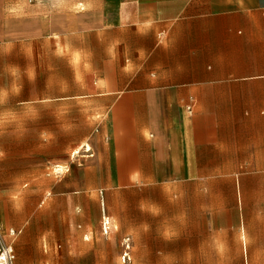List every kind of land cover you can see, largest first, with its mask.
I'll return each instance as SVG.
<instances>
[{
	"label": "crops",
	"instance_id": "obj_1",
	"mask_svg": "<svg viewBox=\"0 0 264 264\" xmlns=\"http://www.w3.org/2000/svg\"><path fill=\"white\" fill-rule=\"evenodd\" d=\"M29 67L64 85L34 100L96 119L63 170L50 164L63 193L128 197L100 205L105 236H71L73 252L110 264L121 237L106 236L108 218L149 261L264 260V0H0V77ZM0 100L24 104L18 91ZM78 205L72 232L87 218ZM193 226L195 249L183 246Z\"/></svg>",
	"mask_w": 264,
	"mask_h": 264
},
{
	"label": "rangeland",
	"instance_id": "obj_2",
	"mask_svg": "<svg viewBox=\"0 0 264 264\" xmlns=\"http://www.w3.org/2000/svg\"><path fill=\"white\" fill-rule=\"evenodd\" d=\"M38 73V69L25 68L18 83H14L15 78L0 77V92L18 91L24 98V104L19 105H15L16 101L0 100V159L3 161L4 171L1 174L3 178H0V188L7 187L8 191L5 195L0 194V222L13 228L15 232V236H8L6 241L14 250L15 264H104L107 261L100 259V253L73 252V245L68 242L71 236L81 235L86 239L104 235L100 205L113 204L118 200L126 202L128 197H106L96 192L94 196L81 201L63 193L69 187L70 181L61 172L55 173L50 164L65 167L71 153L79 146L80 138L88 136L96 119L76 114L64 116L58 114L64 111L62 108L49 110L48 102L34 100L38 96L46 95L49 87L55 93L64 89L63 84L49 85L46 81L47 75L39 76ZM72 88L73 85H69V90ZM52 111L55 114H51ZM38 162L41 166H48L47 174H37L31 170V165ZM87 182L89 187L96 189L102 188L103 184L107 187L114 186L112 181ZM185 186L193 187L191 182ZM80 203L85 206L87 218L84 222L78 219L72 232L67 224V210L70 206L79 209ZM107 221L109 229L106 236L121 237V244L112 249V259L108 261L110 264H264V260L225 261L195 258H152L149 261L144 259L142 245L127 241L130 237L125 235L126 222L117 226L108 218ZM152 231L158 232L159 228L153 227ZM184 232L192 240L183 246L195 249V226L185 228ZM150 246L154 250H164L168 255L174 254L175 246L172 244L153 243ZM123 253L127 254L125 258Z\"/></svg>",
	"mask_w": 264,
	"mask_h": 264
},
{
	"label": "built area",
	"instance_id": "obj_3",
	"mask_svg": "<svg viewBox=\"0 0 264 264\" xmlns=\"http://www.w3.org/2000/svg\"><path fill=\"white\" fill-rule=\"evenodd\" d=\"M6 235L14 237L15 232L12 229L4 231L3 228L0 227V264H14L15 253L12 246L7 243L5 239ZM126 255H123V257L125 258Z\"/></svg>",
	"mask_w": 264,
	"mask_h": 264
},
{
	"label": "bare ground",
	"instance_id": "obj_4",
	"mask_svg": "<svg viewBox=\"0 0 264 264\" xmlns=\"http://www.w3.org/2000/svg\"><path fill=\"white\" fill-rule=\"evenodd\" d=\"M87 147V146H86ZM90 149V148H89ZM88 150V149H87ZM79 154V152H78V149H76L74 152H73V156H75V155H78ZM53 167V169L55 170V171H61V170H63L65 167L64 166H61V165H53L52 166ZM106 220H107V218H106ZM10 237V236H9Z\"/></svg>",
	"mask_w": 264,
	"mask_h": 264
}]
</instances>
